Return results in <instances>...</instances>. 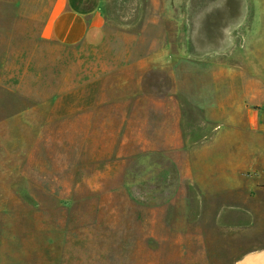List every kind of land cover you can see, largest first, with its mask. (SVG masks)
Here are the masks:
<instances>
[{"label": "rangeland", "instance_id": "rangeland-1", "mask_svg": "<svg viewBox=\"0 0 264 264\" xmlns=\"http://www.w3.org/2000/svg\"><path fill=\"white\" fill-rule=\"evenodd\" d=\"M52 1L0 0V264L264 251V0H104L97 48L42 37ZM219 159L245 214L197 197Z\"/></svg>", "mask_w": 264, "mask_h": 264}, {"label": "crops", "instance_id": "crops-1", "mask_svg": "<svg viewBox=\"0 0 264 264\" xmlns=\"http://www.w3.org/2000/svg\"><path fill=\"white\" fill-rule=\"evenodd\" d=\"M185 4L192 5V2L187 1ZM41 35L47 40L70 47L87 45L97 48L102 46L108 37L104 0H53L44 20ZM237 145L238 150H245L247 147L245 143ZM231 146L227 145L224 149L233 150ZM243 164L224 159L215 160L212 165L193 161L192 175L196 178H203L205 177L203 175H206L207 179V187H204L203 191L198 190L197 197L222 200L217 208L223 209V212L228 215L247 213L244 203H232L234 204L232 206L231 202L226 201L231 196V192L241 191V182L231 181V178H235L237 174L240 175L241 171L246 173V166ZM219 169L226 171L225 174L223 171L224 176L223 174L218 175ZM210 178H213L212 182L209 181ZM251 208L255 209V207ZM215 212L214 210L213 213ZM254 213H258V210H254ZM238 264H264V251L250 254L238 260Z\"/></svg>", "mask_w": 264, "mask_h": 264}, {"label": "built area", "instance_id": "built-area-1", "mask_svg": "<svg viewBox=\"0 0 264 264\" xmlns=\"http://www.w3.org/2000/svg\"><path fill=\"white\" fill-rule=\"evenodd\" d=\"M263 110H264V108H263Z\"/></svg>", "mask_w": 264, "mask_h": 264}]
</instances>
